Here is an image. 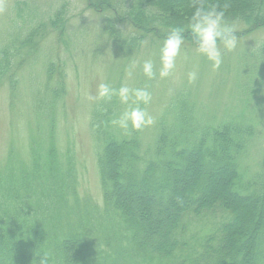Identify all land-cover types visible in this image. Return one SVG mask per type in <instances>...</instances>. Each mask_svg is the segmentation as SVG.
Returning a JSON list of instances; mask_svg holds the SVG:
<instances>
[{
	"label": "trees",
	"instance_id": "16d2710c",
	"mask_svg": "<svg viewBox=\"0 0 264 264\" xmlns=\"http://www.w3.org/2000/svg\"><path fill=\"white\" fill-rule=\"evenodd\" d=\"M87 1L97 11L113 12L103 26L121 52L137 50L148 37L164 42L174 27L185 28V41L196 45L187 28L191 0ZM208 2L230 5L226 21L245 27H234L237 36L264 28V0ZM63 17L60 8L48 23L31 27L23 44L44 34L47 24L59 30ZM124 22L137 34L127 33ZM20 37L0 49V82L12 73ZM48 71L63 75L54 63ZM184 101L173 123L160 124L152 154L142 149L137 132H109L114 101L98 106L92 125L103 139L98 164L104 213L79 210L71 219L74 208L65 202L73 166L60 169L52 143L43 149L33 135L30 164L11 152L8 173L0 171V264H40L42 257L48 264H264V163L251 178L240 171L253 126L198 123ZM71 190L76 197L74 183ZM217 208L228 216L212 233L200 240L184 235L185 218Z\"/></svg>",
	"mask_w": 264,
	"mask_h": 264
},
{
	"label": "rangeland",
	"instance_id": "374dc122",
	"mask_svg": "<svg viewBox=\"0 0 264 264\" xmlns=\"http://www.w3.org/2000/svg\"><path fill=\"white\" fill-rule=\"evenodd\" d=\"M60 8L64 9V17L59 30L47 24L44 34L23 44L31 27L48 23ZM185 8L180 9V14ZM112 14L111 10L97 11L87 0H7V9L0 14V49L21 36L17 45L21 52L11 70L14 76H4L0 82V171L8 173L11 152L18 162L31 163L29 145L31 137L37 134L43 149L52 143L60 169L74 167L65 202L68 208H74L71 219H76V212L80 211V215L91 210L95 213L96 209L104 213L98 164L103 139L92 125L102 101L90 102L85 98L86 94H97L98 85L103 82L115 89L124 84L146 88L152 96L151 102L141 107L155 118L154 125L139 132L130 128L126 133L111 123L110 133L119 137L137 132L142 149L152 154L160 124L173 123L185 99V108L192 111L198 123L234 120L253 126L246 152L240 158V171L246 178L258 174L264 163V28L237 36L238 44L232 52L222 48V64L215 71L212 62L196 52V45L184 41L173 75L161 79L158 72L163 41L154 42L148 37L137 50L121 52L103 26ZM123 27L127 33L137 34L129 22H124ZM243 27L240 24L235 28ZM149 59L157 72L154 79L142 71L143 62ZM133 61L138 66L129 79L125 69ZM51 63L62 71V77L49 76ZM192 70L198 72V79L189 84L187 73ZM52 89L60 91L54 95ZM42 100L45 106L40 103ZM112 102L116 119L127 105L115 96ZM73 183L76 197L71 190ZM227 216L220 208L188 216L184 235L189 238L192 234L200 240Z\"/></svg>",
	"mask_w": 264,
	"mask_h": 264
},
{
	"label": "clouds",
	"instance_id": "9594fccd",
	"mask_svg": "<svg viewBox=\"0 0 264 264\" xmlns=\"http://www.w3.org/2000/svg\"><path fill=\"white\" fill-rule=\"evenodd\" d=\"M190 6L194 11L188 19L187 28L194 37L195 50L212 62L214 71L218 70L222 64L221 49L232 52L238 44L234 26L225 19L230 5L225 3L220 6L209 3L208 0H191ZM6 9L7 0H0V14H3ZM184 32L185 28L174 27L163 42L158 72L161 79L168 78L174 73L177 58L181 55V47L185 41ZM137 66L138 62L133 61L125 69L127 78H132ZM142 71L149 79L156 78L157 72L152 60L143 62ZM187 79L189 84H194L198 79V72L196 70L188 72ZM114 96L127 107L118 118L111 121L112 125L128 133L130 128L139 132L155 124V118L147 112L146 108L141 107V104L148 105L152 99L151 93L146 88H130L124 84L119 89H115L101 82L98 85L97 94H86L85 98L90 102H109ZM40 264H48L47 258L42 257Z\"/></svg>",
	"mask_w": 264,
	"mask_h": 264
}]
</instances>
